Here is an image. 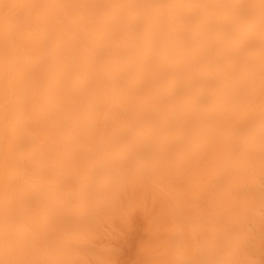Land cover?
Here are the masks:
<instances>
[{"label": "bare ground", "instance_id": "bare-ground-1", "mask_svg": "<svg viewBox=\"0 0 264 264\" xmlns=\"http://www.w3.org/2000/svg\"><path fill=\"white\" fill-rule=\"evenodd\" d=\"M0 264H264V0H0Z\"/></svg>", "mask_w": 264, "mask_h": 264}]
</instances>
